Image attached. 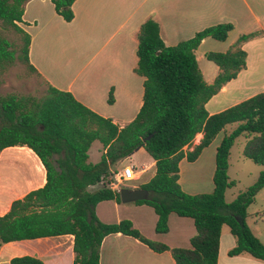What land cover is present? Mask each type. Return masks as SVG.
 <instances>
[{"label":"trees","instance_id":"1","mask_svg":"<svg viewBox=\"0 0 264 264\" xmlns=\"http://www.w3.org/2000/svg\"><path fill=\"white\" fill-rule=\"evenodd\" d=\"M28 0H0V83L1 77L16 61L40 77L29 63L30 35L22 22ZM74 0H51L55 11L66 21L73 18ZM231 23L206 27L191 38L165 45L159 25L149 18L139 29L135 72L144 79L142 105L136 116L123 127L77 101L70 92L48 84L39 96L0 93V151L8 146H27L39 157L45 169L43 186L11 203L0 216V246L10 241L47 236L73 235V264H99L103 238L111 233L133 236L156 252L170 251L176 264H217L219 239L224 225L229 227L236 244L229 255L247 253L264 261V244L246 223L248 207L264 187V91L258 92L219 112L210 114L206 103L220 88L236 78L245 67L246 52L241 43L256 32L240 35L226 52L204 54L219 69L208 83L198 65L196 50L202 39L225 40ZM17 34L9 40L8 32ZM112 92L108 102H112ZM231 127L227 131V128ZM223 137L216 147L213 190L189 194L178 182L179 161L195 160L219 132ZM200 141L192 150L195 136ZM244 137L242 157L263 167L257 179L225 202V191L236 181L228 176L230 150L237 137ZM97 141L102 147L98 162L88 161V150ZM155 162L152 177L139 187L149 192L147 204L157 215L155 230L168 229L172 212L191 217L195 234L189 247H168L145 237L129 220L103 223L95 206L103 200L120 202L117 191L99 187L89 190L122 158L141 148ZM257 219L264 212H256ZM9 264H44L36 257L23 255Z\"/></svg>","mask_w":264,"mask_h":264},{"label":"crops","instance_id":"2","mask_svg":"<svg viewBox=\"0 0 264 264\" xmlns=\"http://www.w3.org/2000/svg\"><path fill=\"white\" fill-rule=\"evenodd\" d=\"M72 11L73 18L66 21L55 11L51 0H28L24 4L19 25L30 35L29 63L46 86L49 84L70 92L77 101L95 113L110 118L119 128L136 116L143 102L145 78L135 72V67L139 29L149 18L158 23L159 35L168 46L191 38L209 26L219 23L233 25L225 40L206 37L196 50L198 65L208 83L215 79L219 69L213 63L214 68L209 66L206 74L203 67L208 65L202 60L204 54L209 51L226 52L234 48L240 35L257 33L241 43V48L246 52L245 67L206 103L210 114L264 91V0H74ZM251 65L258 69L252 72L260 77L248 79ZM110 92L113 97L111 103L108 102ZM221 133L202 149L195 160L182 158L179 161L178 182L184 192L195 194L213 190L215 153L223 137ZM201 136L198 133L192 144L185 146V150H192ZM141 149L143 147L138 150ZM137 151L122 158L115 166L123 165ZM16 164L20 166L19 174L13 172ZM142 167H145L144 171L153 169L152 177L155 162L151 157L150 163ZM230 167L231 153L228 175ZM6 169L11 171L6 173ZM262 169V166L257 169V176ZM144 171H140L139 175ZM45 181V169L32 149L16 145L1 150L0 216L9 210L14 200L43 186ZM146 181L128 182L124 186L138 188ZM99 187L94 184L88 189L92 191ZM95 213L103 223L129 220L145 237L171 248L189 247L190 238L195 234L193 219L174 212L168 215L167 231L157 232V215L147 204L103 200L95 206ZM246 223L264 244V218L257 219L256 212L249 213ZM235 244V237L224 225L219 239L217 264H264L263 260L247 253L229 255L228 251ZM23 255L39 258L44 264H73V235L23 239L0 246V264H9L11 258ZM99 264L176 263L168 250L156 252L133 236L111 233L101 242Z\"/></svg>","mask_w":264,"mask_h":264},{"label":"rangeland","instance_id":"3","mask_svg":"<svg viewBox=\"0 0 264 264\" xmlns=\"http://www.w3.org/2000/svg\"><path fill=\"white\" fill-rule=\"evenodd\" d=\"M7 37L9 38V40H14L16 39L17 34H14L13 32L9 31ZM202 60H204L205 64L208 65L203 67L205 73L207 74L206 70L210 68L209 66L214 68V64L212 62L207 61L205 58H203ZM253 69L255 71H258V69L252 67L251 65V74L248 79L260 77V75H257L256 72H252ZM46 88V83L39 76L29 71L27 67L20 61H16V63L11 66L9 70L1 77L0 93L2 94L12 92L16 94H32L39 96L46 91ZM230 129L231 127H228L227 131ZM221 134L223 136L224 133L222 132ZM243 145L244 137L239 136L237 137L233 147L230 150L231 167L228 176H230V179L235 180L236 184L232 188L227 189L225 192V202L227 203L231 202L233 197L237 193L245 190L249 185L255 182L258 177L256 171L258 168L261 167L250 159L240 157ZM101 154V145L98 142H94L88 150V161L91 163L98 162L101 157ZM125 163H130L139 169L142 167L143 164L148 165L150 163V156L145 150L141 149L138 150L135 155L131 157L130 160H126L123 162V164ZM13 167H15L16 169L13 172H16L18 174L21 172L19 170L20 166H18V164ZM10 171V169L4 170V172L6 173ZM152 172L153 169H148L144 171L141 175H139V177L135 181L129 183L146 181L150 177ZM247 210L249 213H255L257 211L264 212V188L256 194L254 202L249 206ZM259 224L263 223L260 222Z\"/></svg>","mask_w":264,"mask_h":264},{"label":"built area","instance_id":"4","mask_svg":"<svg viewBox=\"0 0 264 264\" xmlns=\"http://www.w3.org/2000/svg\"><path fill=\"white\" fill-rule=\"evenodd\" d=\"M144 170L145 167H141L138 169L132 164L117 165L115 166V168H111L106 175L102 176L97 184L100 187L118 191L128 182L136 179L140 174V171Z\"/></svg>","mask_w":264,"mask_h":264},{"label":"water","instance_id":"5","mask_svg":"<svg viewBox=\"0 0 264 264\" xmlns=\"http://www.w3.org/2000/svg\"><path fill=\"white\" fill-rule=\"evenodd\" d=\"M139 148L136 149V151ZM121 202H134L136 200L147 199L149 192L143 188H131L128 186L121 187L118 191Z\"/></svg>","mask_w":264,"mask_h":264}]
</instances>
